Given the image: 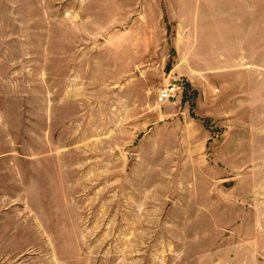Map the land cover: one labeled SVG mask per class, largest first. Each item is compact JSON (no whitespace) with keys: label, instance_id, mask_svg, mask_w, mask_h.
<instances>
[{"label":"rangeland","instance_id":"374dc122","mask_svg":"<svg viewBox=\"0 0 264 264\" xmlns=\"http://www.w3.org/2000/svg\"><path fill=\"white\" fill-rule=\"evenodd\" d=\"M0 264H264V0H0Z\"/></svg>","mask_w":264,"mask_h":264},{"label":"built area","instance_id":"2783aa9c","mask_svg":"<svg viewBox=\"0 0 264 264\" xmlns=\"http://www.w3.org/2000/svg\"><path fill=\"white\" fill-rule=\"evenodd\" d=\"M185 90V81L179 77H173L157 94V103L164 105L173 102Z\"/></svg>","mask_w":264,"mask_h":264}]
</instances>
